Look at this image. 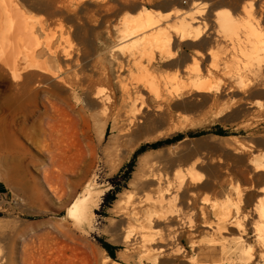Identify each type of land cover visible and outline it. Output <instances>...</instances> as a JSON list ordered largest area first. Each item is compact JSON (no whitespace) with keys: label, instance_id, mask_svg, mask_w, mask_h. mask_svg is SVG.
I'll use <instances>...</instances> for the list:
<instances>
[{"label":"rangeland","instance_id":"obj_1","mask_svg":"<svg viewBox=\"0 0 264 264\" xmlns=\"http://www.w3.org/2000/svg\"><path fill=\"white\" fill-rule=\"evenodd\" d=\"M181 1L171 2L169 8L174 6L182 12L201 8L209 24L216 10H232L235 4L234 0H187L182 5ZM162 2L164 0H0V181L13 197L22 201L17 208L0 215V264H52L57 255L62 264H140L137 256L121 244L124 219L119 211L134 203H141L142 210L149 205L148 192L129 185L143 154L178 147L173 156L178 160L189 146L203 157V164L198 166L202 172L217 166L239 170L223 157L224 147L215 155L209 153L211 144L220 138L231 141L228 148H224L229 153L241 144L251 150L238 156L249 160L264 155V147L255 146L257 141H264L263 106L235 118L229 117V113L217 116L216 111L209 108L170 109L166 122L139 130L140 124L136 123L130 130L120 117V133L111 132V124L106 131V137L120 135L117 144L108 143L105 137L99 141V129L92 119L89 130L82 124V106L73 99L71 88L78 78H92L93 88L101 90L110 101L116 98L118 105L122 97L121 81L135 83L150 74L159 85L174 87L182 83L177 77L182 76L183 66L189 64L190 56L196 53L191 47L176 49L177 67L161 64L157 53L150 49L134 51L118 47L120 21L130 18L129 13L140 6L161 10ZM201 2L206 4H199ZM207 47L213 66L205 60L198 65H188L187 72H195L197 67L210 70L230 67L232 51L226 48L225 42L211 41L203 50ZM66 54L71 57L68 71L59 64ZM216 64L218 67L214 66ZM59 66H62L61 71ZM41 67L57 75L47 81ZM31 71H39V74L28 78L29 88L34 93L26 94V101L21 103L24 108L15 94L22 90L23 78ZM74 89L79 97L83 96ZM60 91L64 93L59 98ZM64 103L71 104L72 109ZM53 107L61 113L56 114ZM84 110L85 114L93 112ZM130 110L129 103L120 113ZM39 124L44 130L42 134ZM219 129L223 135L216 134ZM178 134L183 138L177 143L150 146ZM11 136L17 140L14 145L9 143ZM200 139L206 142L200 146L193 144ZM141 147H145L144 151L134 158ZM130 164L132 171L125 181ZM93 175V191L99 202L92 209L91 225L82 230L67 217L66 209ZM243 175H235V172L231 175L234 187H257L256 180ZM249 194L251 198L252 192ZM133 224L137 226L134 221ZM198 230L203 228L199 225ZM100 241L116 248L114 259ZM181 245L189 250L188 239Z\"/></svg>","mask_w":264,"mask_h":264},{"label":"bare ground","instance_id":"obj_2","mask_svg":"<svg viewBox=\"0 0 264 264\" xmlns=\"http://www.w3.org/2000/svg\"><path fill=\"white\" fill-rule=\"evenodd\" d=\"M173 1L164 0L159 5L161 10L140 6L134 13H129L130 18L120 21L121 42L118 47L134 51L150 49L167 67L178 66V47H191L196 53L190 56L191 62L183 66L182 76L177 77L182 83L174 87L159 85L150 74L135 83L121 81L119 105L116 98L110 101L101 90L94 89L95 81L90 77L78 78L71 86L73 99L82 106V115L79 114L82 124L89 130L90 119L95 121L99 141L105 137L108 143L119 142V134L106 137V131L111 124V132L120 133V117L130 130L136 123L140 124L139 130L166 122L170 109L209 108L215 110L217 116L229 113V117L235 118L264 107V0H234L232 10H216L213 24L207 23L203 17L205 7L204 11L200 8L182 12L174 6L169 8ZM211 41H223L226 48L230 47L233 59L230 67H226L229 69L197 67L195 72H187V66L194 63L198 65L208 60L212 65L210 49L203 50ZM70 59L66 54L63 63H59L67 71L71 66ZM44 67H41L45 72L44 79L55 78L57 74ZM61 69L59 66V71ZM37 74L39 71H31L24 76L22 90L15 94L20 104L26 101V94L34 93L28 80ZM58 78L66 83L63 78ZM74 88L83 96L79 97ZM60 92L59 98L64 91ZM129 103L130 112L120 113L121 108ZM64 104L72 109L71 104ZM84 108L93 112L85 114ZM53 110L56 114L61 113L55 107ZM38 128L41 134L44 133L41 124ZM204 142L200 139L193 144L200 146ZM230 142L222 138L214 141L209 145V153L221 152L220 147L228 148ZM9 143L16 144V138L11 136ZM255 146L264 147V141H257ZM177 148L143 154L137 162L129 185L148 192L150 202L145 210L140 208L141 203H134L119 211L124 219L121 228L123 247L132 251L140 264H226L234 261L238 264H264V155L248 160L238 156L251 150L246 146H234L230 153L223 148V157L239 170L217 166L202 172L198 166L203 164V157L188 146L184 156L176 160L173 156ZM234 172L256 180L257 187H234L230 179ZM94 182L95 175L84 182L66 209L67 217L82 230L91 225L92 209L99 202V198L95 199L98 195L93 191ZM250 191L251 198L248 197ZM132 221L137 226H132ZM199 225L203 230H198ZM228 228H231L230 232ZM184 239L189 240V250L181 245ZM52 264H62L58 255Z\"/></svg>","mask_w":264,"mask_h":264},{"label":"trees","instance_id":"obj_3","mask_svg":"<svg viewBox=\"0 0 264 264\" xmlns=\"http://www.w3.org/2000/svg\"><path fill=\"white\" fill-rule=\"evenodd\" d=\"M216 134H217V135H223L224 133H223V131H221V130L219 129V130L216 131ZM196 136H198V135H192V137H196ZM182 138H183V136H182L181 134H178V135L174 136V137L171 138V139H167V140H165V141H163V142H162V141H160V142H156L155 144H152V145H150V146H151L152 148H157V147H159V146L162 145V144L170 145V144L177 143V142L181 141ZM144 148H145V147H141V149L138 150V151L135 153L134 158L136 157V155H138V154H140L141 152H143V151H144ZM142 154H143V153H142ZM131 171H132V165L130 164V165H129V171H127V173H126V175H125V177H124V180H125V181H127V180L129 179V174H130ZM100 244H101L102 248H103V249L107 252V254L110 256V258L114 259V251H115L116 248L113 247V246H111V245H109V244H107V243L101 242V241H100Z\"/></svg>","mask_w":264,"mask_h":264},{"label":"built area","instance_id":"obj_4","mask_svg":"<svg viewBox=\"0 0 264 264\" xmlns=\"http://www.w3.org/2000/svg\"><path fill=\"white\" fill-rule=\"evenodd\" d=\"M187 0H182V5H185ZM21 199L10 196L9 200L0 199V215L7 213L8 211L17 208L21 204Z\"/></svg>","mask_w":264,"mask_h":264},{"label":"crops","instance_id":"obj_5","mask_svg":"<svg viewBox=\"0 0 264 264\" xmlns=\"http://www.w3.org/2000/svg\"><path fill=\"white\" fill-rule=\"evenodd\" d=\"M11 193L8 191L5 183H3L2 181H0V199H6L9 200L10 199Z\"/></svg>","mask_w":264,"mask_h":264}]
</instances>
